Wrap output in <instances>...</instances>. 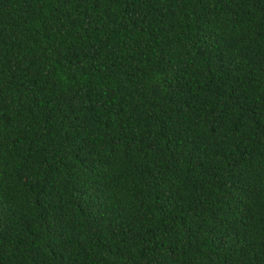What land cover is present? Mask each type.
<instances>
[{"label": "trees", "instance_id": "trees-1", "mask_svg": "<svg viewBox=\"0 0 264 264\" xmlns=\"http://www.w3.org/2000/svg\"><path fill=\"white\" fill-rule=\"evenodd\" d=\"M0 264H264V0H0Z\"/></svg>", "mask_w": 264, "mask_h": 264}]
</instances>
